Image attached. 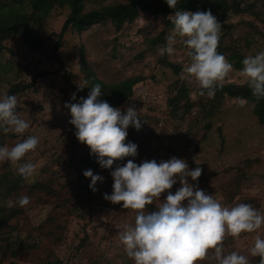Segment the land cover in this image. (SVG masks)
Here are the masks:
<instances>
[{
  "label": "rangeland",
  "instance_id": "1",
  "mask_svg": "<svg viewBox=\"0 0 264 264\" xmlns=\"http://www.w3.org/2000/svg\"><path fill=\"white\" fill-rule=\"evenodd\" d=\"M129 1L84 0V10ZM0 5L12 12L0 24V96L8 93L13 85L28 84L37 77L35 85L16 95L17 114L29 122V129L23 135L5 134L0 130V146L12 147L29 135L39 138L35 151L28 152L18 164L0 162V207L21 195L31 198L25 207H15L22 213L11 221L15 229L7 236L9 239L0 240V264H47L56 258L62 264H134L120 243L119 234L124 224L134 223L136 210L124 209L123 202L113 204L104 199V193L110 195L113 191L111 171L129 159L139 165L146 160H155L159 164L173 156L183 158L189 169L200 167L201 176H211L200 187L207 194L222 198V203L229 206L238 202L250 203L264 213V124L254 113V103L227 97L220 112L212 118V129L204 138V123L196 122L191 115L183 119L170 114L168 99L171 92L182 84L187 85L191 99L197 101L199 85L194 78H184L183 69L191 62L190 49L179 37L171 56L158 53L159 48L166 46V36L174 27L169 25L168 17L141 11L134 22L125 23L121 30H117L110 19L91 24L81 31L69 28L58 50L63 60L60 65L53 58L52 48L56 43L55 33L61 31L71 12L69 5L56 6L44 19L32 15L28 3L0 0ZM257 7L259 15H229L221 28L220 36H225L226 44L236 45L235 49L243 59L264 51V9L259 4ZM25 25L34 27L42 42L41 48L33 50L23 38L8 30ZM162 32L163 41L152 45L150 40ZM164 56L180 70L174 71L165 65L162 62ZM226 59L232 64L236 60ZM240 70L233 64V70L222 84L245 83ZM132 76H140L143 80L134 86V95L118 107L122 112L129 106L138 111L142 123L138 130L142 149H137L135 157L115 161L111 169L102 168L97 156L90 154L89 146L76 137V128L69 122L70 109L64 105L78 103L80 97H87V89L78 91L79 83L85 80L88 81L85 87H89L96 80L114 84ZM73 93L76 100H72ZM130 127L125 143L130 142ZM82 155L88 158L83 160ZM70 158L75 159L78 166L103 176L104 180L97 182L98 190L93 192L89 187L91 178L84 177L82 183L89 191L76 201H70L68 207L54 210L50 224L45 225L53 214L54 205L45 203L51 198L42 190L41 182L64 183L75 192L79 191V173L70 166ZM29 162L35 165L36 171L25 179L17 169ZM91 162L94 167L89 165ZM212 172L216 175H211ZM237 172L245 178L247 186L233 203L226 204L224 185ZM187 179L189 183L192 180L191 177ZM16 184L19 186L13 188L12 193L5 194ZM181 186L177 179L170 190L161 194L160 201L166 198L168 191L175 194ZM89 195L91 199H88ZM160 201L154 200L152 204L157 208ZM147 207L145 212H149ZM257 235L264 238V226L256 232L241 233L237 238L226 236L224 252L237 251L250 262L253 257L250 248ZM4 241L7 249L3 247ZM19 247L29 250L12 255L11 251ZM196 264L212 262L205 259Z\"/></svg>",
  "mask_w": 264,
  "mask_h": 264
},
{
  "label": "clouds",
  "instance_id": "2",
  "mask_svg": "<svg viewBox=\"0 0 264 264\" xmlns=\"http://www.w3.org/2000/svg\"><path fill=\"white\" fill-rule=\"evenodd\" d=\"M169 8L177 9L178 0H166ZM174 26L166 36L167 44L158 49L159 55H172L177 37L190 51V64L184 67V78H194L199 85V95L213 98L218 87L233 70L217 48L222 25L217 17L208 11L175 10L168 16ZM240 75L259 101L264 98V51L248 55L242 60ZM88 81L79 83L82 91ZM101 84L91 86L87 97H80L78 103H65L70 109L75 135L81 143L90 148L102 168L111 169L114 162L125 157L137 156L138 145L125 143L129 126L140 130L141 118L134 107L122 112L111 106L102 96ZM76 100V94H72ZM18 99L5 93L0 96V130L3 133L23 135L30 124L17 114ZM39 138L29 135L12 147L0 146V162L18 164L30 151H35ZM25 179L36 171L31 162L17 169ZM202 169H189L187 161L175 156L162 160L144 161L141 164L129 159L123 166L117 165L111 176L114 179L113 191L104 193V199L113 204L122 203L124 209L136 210L134 223L124 224L119 234L127 256L134 264H196L208 259L212 264H249L248 257L237 251L224 252L223 241L226 236L237 238L241 233L256 232L264 226V213L250 203L238 202L225 205L222 198L207 194L198 186L189 183L187 177L197 181ZM91 178L90 189L95 192L97 182L104 177L88 169L83 172ZM179 177V178H177ZM179 179L181 187L160 201V196L170 190ZM160 201L157 209L145 212L147 204ZM31 201L27 195L9 199L7 207H25ZM187 201L186 204L183 202ZM211 252V254H210ZM251 256L259 257L264 264V238L255 236L250 248Z\"/></svg>",
  "mask_w": 264,
  "mask_h": 264
},
{
  "label": "trees",
  "instance_id": "3",
  "mask_svg": "<svg viewBox=\"0 0 264 264\" xmlns=\"http://www.w3.org/2000/svg\"><path fill=\"white\" fill-rule=\"evenodd\" d=\"M17 1L20 4H30L31 9L33 10L31 14L38 15L39 19L46 18L56 6H64L66 4L69 5L71 12L68 18L65 20L61 31L55 33L57 38L56 43L52 48L53 58L60 65H63V60L59 56L58 50L60 49L64 35L68 32L69 28H74L77 29V31H81L91 24L110 19L114 23L115 28L117 30H121L125 23L134 22L139 17L141 11H147L153 15L167 18L169 15L173 14L175 10H186L191 12L210 10L212 14L217 17L221 25H224L229 15H243L245 13L259 15V12L256 11L258 9V4L264 9V0H253L252 2H248V0H178L177 9L169 8L166 0H130L126 4H109L89 11L84 10V0ZM11 13L12 12H8L6 8H3V6L0 5V24H3L6 21V18L10 17ZM168 23L169 25H172L170 20H168ZM8 30L12 31L14 36L23 38L33 50H37L42 47V42L39 41V35L34 27L25 25L19 28L10 27ZM163 34L164 32L160 33L158 37L151 39V44L157 45L159 42L163 41ZM235 48L236 45L233 43H225V36H220L217 48L218 53L223 54L226 58L228 57L231 60L236 59L233 63L234 66L238 69H242L243 58L237 53ZM162 62L172 68L174 71L180 70L178 65L168 61L165 56L162 59ZM142 80L143 78L140 76H132L114 84H107L96 80L92 82L89 87H84L83 89H87L88 92H90L91 86L96 83L101 84L102 96L98 97V99L106 100L110 105L118 107L123 105L134 95V86ZM36 81L37 77H35L28 84H15L8 90L7 94L16 96L17 94H20L35 85ZM197 94L198 100H192L190 97L189 87L182 84L171 92V95L168 99V106L170 114L173 116H178L184 119L185 117L188 118V116L191 115V118L196 122L204 123L203 138L206 137V133L212 129V118L220 112L221 106L227 97L243 99L254 103V113L257 116L259 122L264 124V98L257 101L246 83L222 84V87H218L215 91L213 98H209L206 94L204 96H200L199 88ZM129 129L131 130L130 142L137 144V149H142L140 144L141 138L138 136V130L132 126ZM82 157L83 160L88 158L87 155H82ZM69 164L79 173V191L75 192V189L66 187L64 183L54 181L41 182L40 184V186H42V190L46 191L49 195V198H51V200H47L45 203L54 205V208L52 209L53 214L50 215L46 220L44 223L45 225L50 224L52 217L55 214L54 210L62 207H68L70 201H76V199L81 197L84 192L89 191V187L82 183V179L85 177L83 172L86 169L83 166H78L75 163V159L73 158L69 159ZM89 165L94 167L92 162L89 163ZM211 175H216V173L212 172ZM209 178H211L210 175L200 176L197 181L190 180V183L200 188L207 183ZM17 186H19V184L8 188V190L5 191V194L12 193L13 188H16ZM246 186L245 178L241 173L237 172L233 174L232 178L227 182L226 185H224L223 189L226 204L233 203L237 196L242 194V190ZM88 199H91L90 195L88 196ZM147 205L149 212L157 209L152 203ZM21 213L22 211L19 208H8L6 205L0 207V240L9 239L7 236L12 233L11 231L13 229H15V227L10 223L14 218L20 216ZM68 213L70 212L68 211ZM38 229H41V226L38 227ZM3 247H6L7 249V244L5 241ZM28 250L29 249L24 250V247H19L12 250L11 254L17 256ZM259 259V257H252L249 264H259ZM47 264H62V262H59V259L56 258V260L49 261Z\"/></svg>",
  "mask_w": 264,
  "mask_h": 264
}]
</instances>
